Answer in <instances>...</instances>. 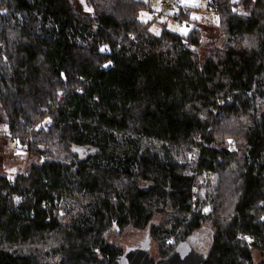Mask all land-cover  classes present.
<instances>
[{"label": "trees", "instance_id": "16d2710c", "mask_svg": "<svg viewBox=\"0 0 264 264\" xmlns=\"http://www.w3.org/2000/svg\"><path fill=\"white\" fill-rule=\"evenodd\" d=\"M75 1L0 0V107L43 157L0 172V264H119L112 224L147 226L164 257L204 223L206 264H264L236 240L264 250V0H208L224 39L203 61L199 29L153 34L143 0ZM221 133L241 138L235 152ZM203 173L226 190L194 192ZM167 207L171 223L152 225Z\"/></svg>", "mask_w": 264, "mask_h": 264}, {"label": "rangeland", "instance_id": "374dc122", "mask_svg": "<svg viewBox=\"0 0 264 264\" xmlns=\"http://www.w3.org/2000/svg\"><path fill=\"white\" fill-rule=\"evenodd\" d=\"M143 1L147 4L146 7L148 8L141 11L140 16L144 20L150 21L149 30L153 34L158 35L161 32L163 24L168 28H174L181 35H186L192 28L199 29V44L191 47V49L198 54L202 61L206 55H208L211 47L217 45L221 46L224 39V33L217 27V14L208 9V0H177V5L179 4L188 8L191 18V23L187 24V22H185L181 25L176 24L172 19L174 12H177L178 10L177 7L174 9H162V3L170 0ZM75 2L81 10H89L86 0H76ZM178 16L180 15L178 14ZM242 42L247 45L252 44L254 41L252 38H245ZM47 118L48 117L46 115L43 116V120H47ZM218 140H220L222 145L225 147L227 146L230 152H235L238 143H241V138H238V136H234L231 133L219 134ZM193 152L195 153L196 150ZM186 158L187 160L189 158L191 161L193 156H189L188 153ZM42 159V156L32 155L30 152L26 151L25 145H23L17 138H12L11 134L7 132L6 116L0 107V172L7 174L8 176H15V173L22 172L24 170L26 171L31 163L41 162ZM219 174L220 173H203L201 175H197L195 185L193 187L194 192H199L198 194L201 196L208 193L216 194L219 192L218 185L220 186V190H226V182ZM229 179L231 180L232 187L228 189L227 192L233 202L236 197V193L238 192L239 182L235 181L232 176H229ZM231 183L229 182V184ZM230 204L227 206L224 204L221 212L229 214L231 210ZM211 210L210 204L205 203L202 208V212L205 215H210ZM173 211L174 209L167 207L163 213L160 212L155 214L151 224L156 225L164 221H167V224L171 223L170 215L173 214ZM225 217L229 218L231 216H223V218ZM204 224L205 225H203V227H200L190 236L189 241L198 252L206 254L209 250L212 227L206 223ZM105 238L108 243L116 246L124 253L128 246H140L142 242L149 238V236H147V226L143 228H136L132 225H127L119 228L118 226L112 224ZM176 238V236L169 237L166 239V242H174ZM236 238L238 242L245 241V243L249 245L253 263L264 262V250L253 247L251 238L242 234H238ZM148 244L152 263H154L158 258L163 257L164 252L169 246L167 243L165 245H161L158 239L154 238L151 233Z\"/></svg>", "mask_w": 264, "mask_h": 264}, {"label": "water", "instance_id": "95a60500", "mask_svg": "<svg viewBox=\"0 0 264 264\" xmlns=\"http://www.w3.org/2000/svg\"><path fill=\"white\" fill-rule=\"evenodd\" d=\"M147 236L148 232H147ZM142 242L140 246H128L122 253L119 264H206V254L196 251L189 240L178 244L168 255L151 262L148 241Z\"/></svg>", "mask_w": 264, "mask_h": 264}, {"label": "built area", "instance_id": "2783aa9c", "mask_svg": "<svg viewBox=\"0 0 264 264\" xmlns=\"http://www.w3.org/2000/svg\"><path fill=\"white\" fill-rule=\"evenodd\" d=\"M177 3H178L177 0L164 1L162 3V9L173 8L175 6L178 7ZM181 9H182V13H183L185 11V9L182 7H181ZM178 14H179V12H174V14L172 16V19H173V21H175L176 24L181 25L182 23H185V22H187V24H189V22L187 20L183 19L181 16H178ZM41 125H42L41 123H37L34 125V127L41 126Z\"/></svg>", "mask_w": 264, "mask_h": 264}, {"label": "flooded vegetation", "instance_id": "af4514ba", "mask_svg": "<svg viewBox=\"0 0 264 264\" xmlns=\"http://www.w3.org/2000/svg\"><path fill=\"white\" fill-rule=\"evenodd\" d=\"M194 247V246H193ZM196 250V248H194ZM197 251V250H196Z\"/></svg>", "mask_w": 264, "mask_h": 264}]
</instances>
